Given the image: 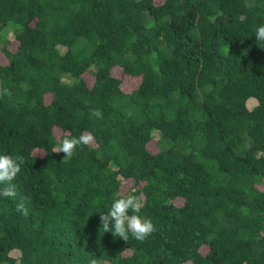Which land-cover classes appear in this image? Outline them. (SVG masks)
Masks as SVG:
<instances>
[{
    "label": "trees",
    "instance_id": "16d2710c",
    "mask_svg": "<svg viewBox=\"0 0 264 264\" xmlns=\"http://www.w3.org/2000/svg\"><path fill=\"white\" fill-rule=\"evenodd\" d=\"M261 24L264 0H0V153L25 160L0 264H264ZM131 189L143 241L100 227Z\"/></svg>",
    "mask_w": 264,
    "mask_h": 264
},
{
    "label": "clouds",
    "instance_id": "9594fccd",
    "mask_svg": "<svg viewBox=\"0 0 264 264\" xmlns=\"http://www.w3.org/2000/svg\"><path fill=\"white\" fill-rule=\"evenodd\" d=\"M255 38L264 42V24L257 26ZM6 93L7 90L5 89ZM92 115L97 118L102 116L99 110H93ZM93 139L94 136L90 132L82 133L79 136L66 134L60 138L55 152H62L64 154L63 158L70 159L77 147L87 146ZM24 163L23 156L0 153V184L7 185L0 190V194L4 197H15L17 195V188L13 181L21 172ZM142 207L143 201L135 189L117 195L112 200L108 210L99 215L100 227L103 228V233L110 232L113 236L120 237L125 241L128 240L129 235L136 240L143 241L154 231V224L149 217L140 215ZM16 210L25 216L28 215V208L25 207L23 200L17 203ZM89 264H102V261L92 258Z\"/></svg>",
    "mask_w": 264,
    "mask_h": 264
},
{
    "label": "rangeland",
    "instance_id": "374dc122",
    "mask_svg": "<svg viewBox=\"0 0 264 264\" xmlns=\"http://www.w3.org/2000/svg\"><path fill=\"white\" fill-rule=\"evenodd\" d=\"M4 35H5L6 37L12 38V36H13V32H11L10 29H6V30L4 31Z\"/></svg>",
    "mask_w": 264,
    "mask_h": 264
}]
</instances>
